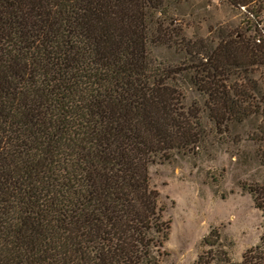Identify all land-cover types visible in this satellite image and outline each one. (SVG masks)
<instances>
[{"label":"trees","instance_id":"16d2710c","mask_svg":"<svg viewBox=\"0 0 264 264\" xmlns=\"http://www.w3.org/2000/svg\"><path fill=\"white\" fill-rule=\"evenodd\" d=\"M189 2L0 0V264H163L150 166L246 122L264 166V0H217L240 19L205 36ZM241 188L258 244L233 262L212 229L193 264H264V179Z\"/></svg>","mask_w":264,"mask_h":264},{"label":"rangeland","instance_id":"374dc122","mask_svg":"<svg viewBox=\"0 0 264 264\" xmlns=\"http://www.w3.org/2000/svg\"><path fill=\"white\" fill-rule=\"evenodd\" d=\"M208 1L212 6L207 7ZM186 18L188 33L205 36L209 25L240 16L215 0H190ZM188 92L187 104L197 100ZM206 122V118L203 117ZM255 122L232 129L207 155L178 158L149 168L150 185L165 205L164 220L170 221L165 248L169 256L163 264H193L203 251V239L212 229L231 242L230 257L240 262L244 252L256 246L263 233V221L242 184L261 183L264 166L257 159V145L247 137ZM228 244V243H227Z\"/></svg>","mask_w":264,"mask_h":264},{"label":"crops","instance_id":"0c3cea01","mask_svg":"<svg viewBox=\"0 0 264 264\" xmlns=\"http://www.w3.org/2000/svg\"><path fill=\"white\" fill-rule=\"evenodd\" d=\"M216 1V4L218 5V2H217V0H215Z\"/></svg>","mask_w":264,"mask_h":264}]
</instances>
